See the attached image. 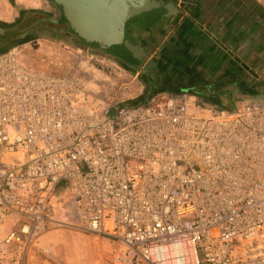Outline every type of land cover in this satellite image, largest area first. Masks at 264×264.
<instances>
[{"label": "built area", "instance_id": "built-area-1", "mask_svg": "<svg viewBox=\"0 0 264 264\" xmlns=\"http://www.w3.org/2000/svg\"><path fill=\"white\" fill-rule=\"evenodd\" d=\"M134 90L95 110L79 77L0 51V264L52 226L109 237L110 264H264V100Z\"/></svg>", "mask_w": 264, "mask_h": 264}, {"label": "crops", "instance_id": "crops-1", "mask_svg": "<svg viewBox=\"0 0 264 264\" xmlns=\"http://www.w3.org/2000/svg\"><path fill=\"white\" fill-rule=\"evenodd\" d=\"M154 1L161 13L129 29L138 56L119 62L139 92L134 102L187 93L202 105L235 109L264 100V0Z\"/></svg>", "mask_w": 264, "mask_h": 264}, {"label": "rangeland", "instance_id": "rangeland-1", "mask_svg": "<svg viewBox=\"0 0 264 264\" xmlns=\"http://www.w3.org/2000/svg\"><path fill=\"white\" fill-rule=\"evenodd\" d=\"M30 13L59 18L62 12L51 0H0V25L3 27L23 28L28 24L26 16ZM52 28L54 25L45 24L24 36L13 35V39L9 37V41L2 42L0 49L18 48L22 61L38 71L57 76L70 73L79 77L85 89L93 93L90 101L83 103L88 107L96 106L95 110L112 99L119 79L132 81L127 79L126 67L119 63V59L100 51L90 52V49L81 46L72 33L67 32L66 35L52 31ZM96 53L103 54L104 59ZM108 66L115 69L116 77L109 76ZM138 93L134 90L133 99ZM151 95L154 98L162 94ZM56 198L60 201L58 196ZM50 232L47 238L46 234ZM117 249L118 244L109 237L52 226L36 241L28 264H110Z\"/></svg>", "mask_w": 264, "mask_h": 264}, {"label": "water", "instance_id": "water-1", "mask_svg": "<svg viewBox=\"0 0 264 264\" xmlns=\"http://www.w3.org/2000/svg\"><path fill=\"white\" fill-rule=\"evenodd\" d=\"M51 1L61 10L60 19L70 25L75 39L122 62L139 54L138 47L129 36L130 26L137 21H143L152 13H161L154 0ZM43 22L59 23V18H43L24 28H7L0 25V37L9 35L10 39H13V34L24 36Z\"/></svg>", "mask_w": 264, "mask_h": 264}, {"label": "flooded vegetation", "instance_id": "flooded-vegetation-1", "mask_svg": "<svg viewBox=\"0 0 264 264\" xmlns=\"http://www.w3.org/2000/svg\"><path fill=\"white\" fill-rule=\"evenodd\" d=\"M50 16L49 15H39V14H36V13H30V14H28L27 16H26V19L28 20V24L26 25V26H32V24L35 22V21H37V20H40V19H43V18H49ZM62 17V14L60 15V17H59V23H52V22H43V23H41V24H39L36 28H38L39 29V27L40 26H42V25H45V24H49V25H54V28H52L53 30L52 31H54V30H56V31H59L60 33H62V34H66L67 35V33L65 32V30H64V32L62 31V29L63 28H65L66 27V23H64L60 18ZM26 26H24V27H26ZM23 27V28H24ZM35 27H33V29H36ZM59 28V29H58ZM26 34V33H25ZM14 36L16 35V37L17 36H20V35H23V34H13ZM1 39H2V41H0V47L1 46H3L2 45V42H6V41H9V35H6V37H1ZM9 43V42H8ZM6 45H8V44H6Z\"/></svg>", "mask_w": 264, "mask_h": 264}, {"label": "trees", "instance_id": "trees-1", "mask_svg": "<svg viewBox=\"0 0 264 264\" xmlns=\"http://www.w3.org/2000/svg\"><path fill=\"white\" fill-rule=\"evenodd\" d=\"M66 24V27H65V32L67 33V32H70V33H72V30H71V28H70V25L67 23V22H65ZM57 32H59V31H57ZM64 32V31H63ZM60 33V32H59ZM76 40H78L77 38H76ZM79 42H81L80 40H78ZM83 47H86V48H89V49H91L92 51H94V52H99V49H96V48H93V47H90L89 45H85V44H83L82 42L80 43ZM101 52V51H100Z\"/></svg>", "mask_w": 264, "mask_h": 264}]
</instances>
